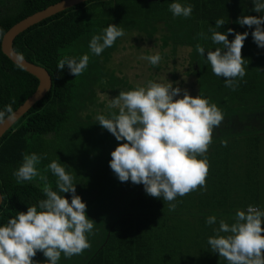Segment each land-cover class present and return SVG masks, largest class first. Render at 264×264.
<instances>
[{
    "label": "trees",
    "instance_id": "1",
    "mask_svg": "<svg viewBox=\"0 0 264 264\" xmlns=\"http://www.w3.org/2000/svg\"><path fill=\"white\" fill-rule=\"evenodd\" d=\"M63 0H0V44L3 35L16 23ZM193 5L190 17H174L169 5ZM252 0H90L61 12L18 35L13 50L24 60L44 68L52 79L51 90L20 118L0 140V226L26 212L45 198L43 182L17 183L12 173L24 154H46L38 165L56 188V179L47 165L53 160L69 166L74 175L76 194L86 203V215L94 222L88 235L91 247L58 264H227L212 252L207 241L215 236L219 221L234 223L236 211L249 205L264 210V48L254 42L255 26H241V16H264L252 11ZM217 19L226 23L217 31L248 32L242 56L247 59L246 75L235 91L225 86L207 61L212 43L210 28ZM134 33L142 41H158L162 57L155 71L167 61L174 64L179 49H188L187 76L194 79L192 89L210 97L224 119L213 130L206 153L210 168L206 190L198 188L173 203L146 194L142 184L120 182L109 166L111 152L120 143L112 141L96 117L118 109L108 108L110 99L120 91L135 87L116 78L108 64L119 51L123 37L99 56L91 53L93 35L102 34L109 25ZM204 33L208 39L200 37ZM229 41L234 33L228 35ZM205 48L202 56L196 45ZM165 49H169L166 53ZM90 57L80 76L70 74L67 66L57 70L64 56ZM176 68H172L175 79ZM37 80L17 68L0 48V110L11 104L18 109L36 90ZM99 94L110 95L100 100ZM235 127H234V126ZM226 141V146L222 142ZM71 200V193L63 194ZM217 222L208 225L209 216ZM42 252L33 258L44 259ZM45 264V263H43Z\"/></svg>",
    "mask_w": 264,
    "mask_h": 264
},
{
    "label": "clouds",
    "instance_id": "2",
    "mask_svg": "<svg viewBox=\"0 0 264 264\" xmlns=\"http://www.w3.org/2000/svg\"><path fill=\"white\" fill-rule=\"evenodd\" d=\"M256 13L264 12V0H252ZM169 11L174 17L188 18L193 5L173 2ZM241 26L255 30L251 33L258 47L264 48V16H241L236 21ZM226 22L217 19L210 28L211 41L219 45L207 51V61L212 72L225 80V86L236 90L238 80L246 75L247 59L242 56L244 41L249 33H238L228 28L227 32L217 31ZM234 33L229 41L228 35ZM123 28L109 24L102 34L93 35L89 49L99 56L105 49L123 37ZM201 38L208 39L204 33ZM196 51L205 54V48L197 44ZM22 59V56L20 57ZM153 66L162 57L141 56ZM89 55L79 59L64 56L58 60L57 70L67 66L70 74L80 76L88 66ZM181 93L183 95L181 96ZM110 109H118L107 117L98 115L99 125L110 132L119 143L111 152L109 166L120 182L131 181L144 186L147 195L162 198L168 202L170 210H175L176 198L183 197L198 188L206 190L209 160L206 155L212 143L213 130L224 119L222 111L210 97L200 92L193 97L186 89L173 87L172 82L148 81L146 86H136L132 90L120 91L108 104ZM16 113L12 105L0 110V124L14 121ZM226 146V141L222 142ZM46 154L33 152L24 154L20 166L12 173L17 183L32 182L39 178L43 182L45 198L37 205L28 206L26 212H18L6 224L0 226V264H38L33 258L37 252L46 257L45 264H58L63 254L66 258L79 255L89 249L88 235L93 232L94 222L86 215V203L76 194L75 177L66 169L69 166L53 160L45 171L50 170L57 177L55 190L46 174L38 165ZM65 193H71V200ZM234 223L224 219L215 236L208 238L212 252L223 257L227 264H264V210L249 205L247 210H237ZM217 222L216 216H209L208 225Z\"/></svg>",
    "mask_w": 264,
    "mask_h": 264
},
{
    "label": "rangeland",
    "instance_id": "3",
    "mask_svg": "<svg viewBox=\"0 0 264 264\" xmlns=\"http://www.w3.org/2000/svg\"><path fill=\"white\" fill-rule=\"evenodd\" d=\"M160 43L158 41H142L141 38L134 34H128L122 39L119 46V51L113 54L109 68L114 70L116 78H122L133 87L138 85L146 86L148 81L154 82H172L173 87L186 89L189 94L195 97V91L192 89L194 79L187 76L188 70V49H179L176 53L174 64L172 61H167V66L160 72H157L147 60L141 59V56L154 55L160 52ZM169 49H165L166 53ZM176 68L175 79L172 78V68ZM183 93H181V96ZM100 100L110 98V95L99 94ZM234 126V125H233ZM235 127V126H234ZM217 127L214 130L218 131ZM112 141H117L110 133ZM118 142V141H117ZM121 143V142H120Z\"/></svg>",
    "mask_w": 264,
    "mask_h": 264
},
{
    "label": "water",
    "instance_id": "4",
    "mask_svg": "<svg viewBox=\"0 0 264 264\" xmlns=\"http://www.w3.org/2000/svg\"><path fill=\"white\" fill-rule=\"evenodd\" d=\"M87 1L90 0L60 1L19 21L3 35L0 44L2 54L17 68L33 76L37 80L38 85L35 92L29 98H27L18 109L15 110L16 119L5 124H0V140L20 118H22L36 103L40 102L46 96L52 87L51 76L44 68L29 63L23 58L21 59L20 56L13 50L14 40L18 35L22 34L33 26L38 25L42 21H45L61 12H64ZM1 203L2 196L0 193V205Z\"/></svg>",
    "mask_w": 264,
    "mask_h": 264
},
{
    "label": "crops",
    "instance_id": "5",
    "mask_svg": "<svg viewBox=\"0 0 264 264\" xmlns=\"http://www.w3.org/2000/svg\"><path fill=\"white\" fill-rule=\"evenodd\" d=\"M46 257L44 258V259H42V261L41 262H38V264H43V263H45L46 262Z\"/></svg>",
    "mask_w": 264,
    "mask_h": 264
}]
</instances>
